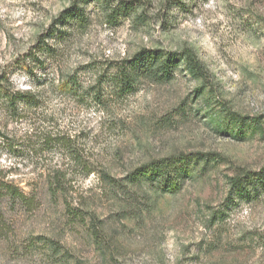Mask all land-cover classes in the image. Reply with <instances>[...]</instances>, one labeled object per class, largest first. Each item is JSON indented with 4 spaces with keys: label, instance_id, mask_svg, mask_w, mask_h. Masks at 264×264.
I'll list each match as a JSON object with an SVG mask.
<instances>
[{
    "label": "rangeland",
    "instance_id": "rangeland-1",
    "mask_svg": "<svg viewBox=\"0 0 264 264\" xmlns=\"http://www.w3.org/2000/svg\"><path fill=\"white\" fill-rule=\"evenodd\" d=\"M107 1L136 11L108 24L91 0L85 25L62 27L55 19L70 0H0V75L39 101L19 106L18 118L0 108V133L19 152L1 149L0 173L33 199L3 203L0 264H264V193L230 200L228 185L264 166V0ZM38 36L62 45L50 71L29 77L16 61ZM184 49L205 78L181 63L168 83L111 90L110 64ZM67 76L78 85L64 87ZM43 136L65 138L75 153H40ZM195 154L216 160L179 165L189 178L174 192L127 179Z\"/></svg>",
    "mask_w": 264,
    "mask_h": 264
},
{
    "label": "trees",
    "instance_id": "trees-1",
    "mask_svg": "<svg viewBox=\"0 0 264 264\" xmlns=\"http://www.w3.org/2000/svg\"><path fill=\"white\" fill-rule=\"evenodd\" d=\"M91 0H70L68 7L56 18V22L65 26L81 27L88 21L87 6ZM127 2H118L117 4H108L107 0H101L100 10L103 19L110 24L121 16H125L130 9L136 11L134 7H127ZM52 28V29H51ZM52 30L48 37L54 39L57 34L54 23L51 24ZM38 36L34 45L26 51L22 57L16 61L19 68L25 70L29 77L34 75L35 71L47 72L53 67L55 62L54 57L58 53L62 40H40ZM183 64L185 71L190 77L200 80L206 77L207 71L202 66L197 55L192 50L184 49L180 53H161L159 51L140 50L129 59L120 60L114 64L105 67L106 72H111V90L115 91L121 97L132 94L136 89V81L145 78L156 83H168L174 79L175 73L178 71L180 64ZM64 87L72 89L73 86L78 85L73 76H67L62 84ZM103 85V83H102ZM79 87V86H77ZM99 87V85L97 86ZM91 92H98L96 88H90ZM97 90V91H96ZM71 91V90H69ZM71 93V92H70ZM76 94V92H73ZM39 104L38 98L31 91L16 89L6 73L0 75V108H4L11 116L18 118L19 106L37 107ZM228 116V112H226ZM230 122L236 124L238 117L230 116ZM232 137V136H231ZM42 141L38 147L41 153L46 146L52 147H69L68 152L73 155L74 148L69 145L66 139L61 137L43 136ZM0 152L6 150L9 153L16 152L10 138L0 133ZM2 149V150H1ZM43 149V150H42ZM68 149V148H67ZM45 151V150H44ZM76 157V156H75ZM194 161L199 163L215 162V157L212 155L195 154L194 156H176L162 159L156 162L149 163L140 167L137 172H133L127 179L130 183H139L141 181H149L156 186L159 191L174 192L183 185L184 181L189 178L187 174L179 171V165ZM53 184V183H52ZM50 185L49 189L52 191L55 185ZM229 185V199L250 201L261 196L264 193V166L258 172H245L228 180ZM7 202L13 205H21L32 207L33 199L29 198L21 192L16 185L0 173V234L5 235L9 231L7 223H5V216L3 211V203ZM228 202V201H227ZM229 203V202H228ZM54 253H58L56 248Z\"/></svg>",
    "mask_w": 264,
    "mask_h": 264
}]
</instances>
